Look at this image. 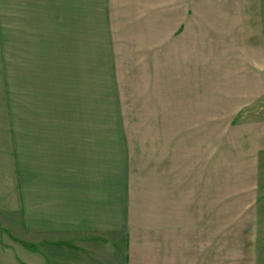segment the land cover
Here are the masks:
<instances>
[{"label": "crops", "instance_id": "obj_1", "mask_svg": "<svg viewBox=\"0 0 264 264\" xmlns=\"http://www.w3.org/2000/svg\"><path fill=\"white\" fill-rule=\"evenodd\" d=\"M42 1L0 0V264H264V0L94 1L115 46Z\"/></svg>", "mask_w": 264, "mask_h": 264}, {"label": "rangeland", "instance_id": "obj_2", "mask_svg": "<svg viewBox=\"0 0 264 264\" xmlns=\"http://www.w3.org/2000/svg\"><path fill=\"white\" fill-rule=\"evenodd\" d=\"M68 1H71V7H76L77 9V6L79 8V10L82 9V5L80 4L81 0H68ZM94 1H98V0H92V10H91V20H92V26L90 28V31H91V42H92V45H96V46H99L100 44V40L101 42H104L106 41V39H110V41H112L114 43V46H115V36H113L114 34V31H110L109 28H104L105 26V21H103V27L99 25V21L96 20V18L98 19V5L99 3H96V6L93 5ZM105 0H103L104 2ZM65 3H67V0H43L42 1V5H43V8L44 7H48V10L49 11L48 15L50 17H47V18H44L43 20V23H42V27L44 29V31L48 32L47 35L44 34L42 36V43L45 44H54V42H62L63 41V38L64 36L60 35V34H57V33H54V34H49V32L55 30V32H57L60 28H64V27H67V21L66 19H64L63 22H61L62 20L61 19H58V17H56V12H59L61 10V8H64L66 7L65 6ZM70 4V3H69ZM53 5V6H52ZM52 7V8H51ZM45 9V8H44ZM57 9V10H56ZM51 10L54 11L55 14H53L51 12ZM73 13H71L72 15ZM54 16V17H53ZM56 18V19H55ZM96 20V21H95ZM95 21V22H94ZM70 27H74L73 25H70ZM75 28H77V25L75 26ZM79 28L82 30V26L79 25ZM102 29L103 31V35L100 34V29ZM73 29V28H71ZM104 32H107L108 34H105ZM69 39H70V42L72 41L74 43V40L75 42L77 43L78 42V35H71V36H68ZM75 37V38H74ZM102 37V38H101ZM105 37V39H104ZM72 38H74V40H72ZM114 49V48H113ZM115 51V50H114ZM95 54L97 56H95L93 58V55H92V60H91V79H96V80H101V85L98 84V86H100V93L102 92L103 94L106 93L107 95V98L105 99H99L98 97V94H100L99 92H96V93H93L92 92V96H95V97H92V100H91V103H92V112H95L97 110V108H99L101 110V113H102V117H103V113L105 114V122L108 124V128H111L110 125H112V128H117L116 126L114 125H117L118 123H126V122H130V118H131V108H132V104H131V99H128V101L124 98L121 99L120 98H116V90L118 88V83H112V77H110V75L113 73V68L112 67H108L106 65H104V62L102 64V60L101 58H99V51L96 49L95 50ZM110 56H113L112 59H114L115 55H113V52H112V55ZM110 56L108 57V60L110 61ZM110 71V72H109ZM107 81V82H106ZM109 81V82H108ZM95 85V83H92V87ZM117 85V87H116ZM128 86V84L126 83H122L119 84V87L121 89V91L119 92L120 96L121 95H126V94H129L126 90V87ZM119 89V88H118ZM119 89V90H120ZM127 92V93H126ZM115 95V97H114ZM126 101H127V104H126ZM140 101V99H139ZM135 103V102H134ZM92 117H93V114H92ZM134 118L136 122H141L145 119V115H134ZM103 119V118H102ZM113 131H109L108 133H112ZM115 133V132H114Z\"/></svg>", "mask_w": 264, "mask_h": 264}]
</instances>
